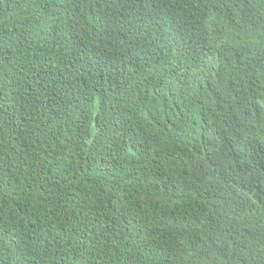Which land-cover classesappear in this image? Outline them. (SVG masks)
I'll return each instance as SVG.
<instances>
[{"label": "trees", "instance_id": "trees-1", "mask_svg": "<svg viewBox=\"0 0 264 264\" xmlns=\"http://www.w3.org/2000/svg\"><path fill=\"white\" fill-rule=\"evenodd\" d=\"M0 264H264V0H0Z\"/></svg>", "mask_w": 264, "mask_h": 264}]
</instances>
